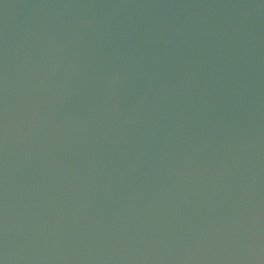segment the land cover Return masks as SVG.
Wrapping results in <instances>:
<instances>
[{
    "label": "water",
    "instance_id": "water-1",
    "mask_svg": "<svg viewBox=\"0 0 264 264\" xmlns=\"http://www.w3.org/2000/svg\"><path fill=\"white\" fill-rule=\"evenodd\" d=\"M4 264H264V0H0Z\"/></svg>",
    "mask_w": 264,
    "mask_h": 264
},
{
    "label": "snow or ice",
    "instance_id": "snow-or-ice-1",
    "mask_svg": "<svg viewBox=\"0 0 264 264\" xmlns=\"http://www.w3.org/2000/svg\"><path fill=\"white\" fill-rule=\"evenodd\" d=\"M0 264H4L3 260H0Z\"/></svg>",
    "mask_w": 264,
    "mask_h": 264
}]
</instances>
